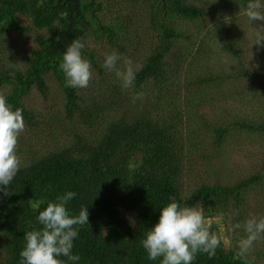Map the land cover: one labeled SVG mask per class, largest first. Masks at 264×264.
<instances>
[{
	"label": "trees",
	"instance_id": "obj_1",
	"mask_svg": "<svg viewBox=\"0 0 264 264\" xmlns=\"http://www.w3.org/2000/svg\"><path fill=\"white\" fill-rule=\"evenodd\" d=\"M246 3L0 0V94L25 122L20 171L0 193V264H20L24 234L68 191L70 214L89 213L76 226L77 264H160L141 241L173 200L202 206L228 235L192 264H241L228 217L264 216V47L236 17ZM74 39L91 64L87 88L67 87L60 67ZM113 51L138 67L131 88L103 67ZM31 92L56 104L46 122Z\"/></svg>",
	"mask_w": 264,
	"mask_h": 264
},
{
	"label": "clouds",
	"instance_id": "obj_2",
	"mask_svg": "<svg viewBox=\"0 0 264 264\" xmlns=\"http://www.w3.org/2000/svg\"><path fill=\"white\" fill-rule=\"evenodd\" d=\"M244 15L252 27L256 25L252 45L264 47V0H247ZM84 47L82 41L74 39L64 53L60 67L66 76L67 87L87 88L93 79L91 64L82 55ZM103 67L115 72L123 88L133 86L138 67H133L131 59L113 51L105 55ZM142 97V92L137 93L133 102ZM24 130L22 109L13 110L5 95L0 94V193L4 197L11 195L9 186L22 165L17 149ZM75 196V192L68 191L39 212L37 219L41 227L24 234L26 244L20 252V264H77L80 256L72 253L74 239L78 237L76 226L89 225V213L87 208H81L78 215L70 214L67 205ZM232 219V216L228 217L230 230L243 232L237 239L236 257L241 264H255V245L264 241V216L250 215L243 222L235 223ZM141 243L152 261L192 264L200 253L215 255L222 238L210 230L202 206H182L173 200L160 209L158 221Z\"/></svg>",
	"mask_w": 264,
	"mask_h": 264
},
{
	"label": "rangeland",
	"instance_id": "obj_3",
	"mask_svg": "<svg viewBox=\"0 0 264 264\" xmlns=\"http://www.w3.org/2000/svg\"><path fill=\"white\" fill-rule=\"evenodd\" d=\"M244 15V12H239L238 14H236V17L237 18H240V17H242ZM245 19H246V16H245ZM238 24H240V23H238ZM252 55H253V52H252ZM57 86V85H56ZM58 87V86H57ZM58 89H59V87H58ZM56 93V92H55ZM28 98H30V100L29 101H32V103H31V107L34 109V110H36V111H38L39 113H40V115H39V117H40V119L41 120H43V121H45L46 122V119H49L47 116H46V113H48L49 111H48V109H49V107H54V106H56V104H54L52 101L51 102H49V103H47V105L44 103V101H42L41 100V98H39L37 95H35L33 92H31V93H29L28 95ZM58 102V101H57ZM46 107L48 108V109H46ZM211 222H214V223H216L217 225H218V227H219V231H220V235H221V238H222V240L225 242V244L228 246V235L225 233V231H226V229H224L223 228V221L222 220H220V218L219 217H212V218H208L207 219V223L209 224V223H211ZM241 235H243V232L241 231ZM236 244H237V242H235ZM235 243H233V245H235ZM256 246H258V244L257 245H255V251H254V253L253 254H256Z\"/></svg>",
	"mask_w": 264,
	"mask_h": 264
}]
</instances>
